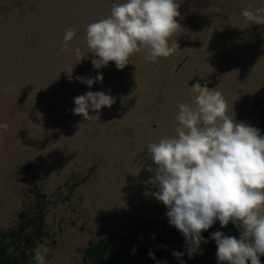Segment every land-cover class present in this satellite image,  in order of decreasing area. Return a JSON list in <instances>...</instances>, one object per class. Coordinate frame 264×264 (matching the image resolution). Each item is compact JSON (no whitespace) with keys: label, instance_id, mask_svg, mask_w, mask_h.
Here are the masks:
<instances>
[{"label":"rangeland","instance_id":"1","mask_svg":"<svg viewBox=\"0 0 264 264\" xmlns=\"http://www.w3.org/2000/svg\"><path fill=\"white\" fill-rule=\"evenodd\" d=\"M124 2L0 0V124L8 125L0 129V248L9 245L15 257L26 248L20 264H36L41 244L49 249L46 264H84L94 244L123 252L120 264L175 258L169 244L157 245L173 227L146 183L153 164L147 147L176 135L178 105L193 103L195 83L217 88L230 118L260 129L264 25H249L242 11L264 0H176L174 54L148 62L138 52L123 69L114 62L95 69L86 28ZM72 28L66 53L63 38ZM77 47L86 55L80 61ZM98 73L103 80L91 87L76 79ZM102 90L114 97L111 107L90 111L88 120L73 114L75 97ZM216 252L214 245L207 264L219 262Z\"/></svg>","mask_w":264,"mask_h":264},{"label":"clouds","instance_id":"2","mask_svg":"<svg viewBox=\"0 0 264 264\" xmlns=\"http://www.w3.org/2000/svg\"><path fill=\"white\" fill-rule=\"evenodd\" d=\"M180 5L176 0H126L113 4L111 14L90 23L86 28V45L93 55L95 69L114 62L123 69L130 58L145 52V61L155 62L175 53L176 40H169L181 28L177 22ZM242 16L250 24L264 25V7L246 8ZM76 35L74 28L64 35L63 50ZM80 61L86 57L75 49ZM69 77L72 68L66 71ZM91 87L102 81L77 77ZM197 94L192 104L181 103L175 119L178 126L173 137L161 138L148 145V158L153 162L147 170L152 173L146 182L157 189L154 198L167 209L171 226L185 238V252L189 259L196 254L204 240L202 232L217 221L221 227L232 222L242 228L241 236L224 235L220 231L210 238L217 246L216 257L221 264H261L264 256V135L260 130L227 115L228 104L223 94L199 82L192 87ZM114 97L103 91L74 98L73 114L91 118L89 112L111 107ZM8 130V125L0 124ZM154 165V166H153ZM49 249L38 245L33 259L46 264ZM177 258L184 253L173 252ZM150 258H155L150 252ZM159 264V262H157Z\"/></svg>","mask_w":264,"mask_h":264},{"label":"trees","instance_id":"3","mask_svg":"<svg viewBox=\"0 0 264 264\" xmlns=\"http://www.w3.org/2000/svg\"><path fill=\"white\" fill-rule=\"evenodd\" d=\"M259 130H260L261 135H263L264 134V114L262 116V122H261V126ZM228 228L232 229L235 233H237V234L234 233L237 239L240 238L238 233L242 232V228L237 227L232 222H229L227 226L221 227L219 221H217L207 231L202 232V236L204 240L208 242L207 243L202 242L200 245L199 251L196 254H194L191 259H189L187 253L185 252V248H186L185 238L175 227L171 228L168 232V236L163 237L160 235L158 237V241H157L158 248L161 249L167 244H169L171 251L181 252L184 254L180 258H177L175 256L173 260H168L166 263H159V264H207L206 261L207 259L210 260L209 257L211 255L212 248L214 247V245L216 246V243H214L213 239L210 238L211 233L215 231H220L224 235H227ZM25 229L26 227H21L17 234L16 233L13 234L14 236L13 243L20 240L19 236L25 231ZM30 243H31L30 239L26 238L25 244L27 247L30 245ZM109 249L110 248L108 246H101L99 244H94L88 247L86 249L84 264H120L119 261L124 256V253L119 250L111 252ZM8 250H9V245L7 244L3 245L0 248V264H20V262L27 259L28 257V255L26 254V248L22 252L18 253L16 257L10 255ZM134 255H135V252L131 250L129 252V257L133 258ZM211 263L221 264L220 261L219 262L213 261ZM154 264H157V262H155ZM247 264H251V262L248 261Z\"/></svg>","mask_w":264,"mask_h":264},{"label":"water","instance_id":"4","mask_svg":"<svg viewBox=\"0 0 264 264\" xmlns=\"http://www.w3.org/2000/svg\"><path fill=\"white\" fill-rule=\"evenodd\" d=\"M103 92L105 91V90H102Z\"/></svg>","mask_w":264,"mask_h":264}]
</instances>
